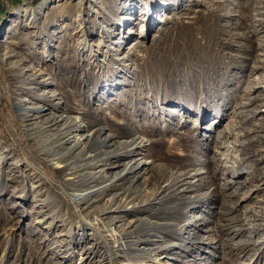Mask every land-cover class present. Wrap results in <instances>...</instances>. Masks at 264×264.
Listing matches in <instances>:
<instances>
[{
  "label": "rangeland",
  "instance_id": "374dc122",
  "mask_svg": "<svg viewBox=\"0 0 264 264\" xmlns=\"http://www.w3.org/2000/svg\"><path fill=\"white\" fill-rule=\"evenodd\" d=\"M34 1L0 6V264H264V0Z\"/></svg>",
  "mask_w": 264,
  "mask_h": 264
},
{
  "label": "bare ground",
  "instance_id": "6f19581e",
  "mask_svg": "<svg viewBox=\"0 0 264 264\" xmlns=\"http://www.w3.org/2000/svg\"><path fill=\"white\" fill-rule=\"evenodd\" d=\"M24 1V0H23ZM25 1H27V0H25ZM55 0H42V2L35 8V10L40 14L41 12H43L50 4H52L53 2H54ZM131 2V1H130ZM15 3V2H14ZM17 3V2H16ZM19 3V2H18ZM25 4V3H24ZM27 4V3H26ZM152 10V7H150V5H148L147 6V8H146V13L147 14H149V12ZM134 32L132 31V30H129V32H128V34L130 35V34H133ZM139 43H135V46L136 45H138ZM131 48V47H130ZM132 54V53H131ZM146 56V55H145ZM149 56V55H148ZM142 58V57H141ZM127 59V58H126ZM79 61L81 62V63H86L87 61H86V59L85 58H83V57H79L78 58V61L76 62V64H75V67H79ZM144 61V60H143ZM150 62V61H149ZM174 62V61H173ZM143 63H145V62H143ZM153 64V63H152ZM125 67V66H124ZM146 68V67H145ZM123 69V68H122ZM156 69V68H155ZM135 70V69H134ZM157 70V69H156ZM166 70V69H165ZM176 70V69H175ZM136 71H138V70H136ZM159 71V70H158ZM172 71H173V69H172ZM148 72V71H147ZM34 73V72H33ZM32 73V74H33ZM153 73V72H152ZM173 74V73H172ZM41 75L42 74H38V75H35L34 76V78H33V80H34V84H36V85H38V86H41L42 85V82L43 81H41ZM85 75V74H84ZM159 75V74H158ZM147 76H148V73H147ZM134 77V76H133ZM151 77V76H150ZM135 78V77H134ZM160 78V77H159ZM171 78H173V77H171ZM164 79H165V77H164ZM174 79V78H173ZM68 80H72V78H69ZM158 80V79H157ZM166 80H167V78H166ZM54 81V80H53ZM62 81V80H61ZM108 81V80H107ZM132 81V80H131ZM150 81V80H149ZM156 81V80H155ZM164 81V80H163ZM56 82V81H55ZM128 82V81H127ZM169 82V81H168ZM62 83H64V82H62ZM65 84V83H64ZM146 84V83H145ZM63 85V84H62ZM127 85V84H126ZM37 86V87H38ZM116 86V85H115ZM153 86V85H152ZM124 87V86H123ZM129 87V86H128ZM150 87V86H149ZM148 87V88H149ZM150 89V88H149ZM51 94V93H50ZM129 94V93H128ZM127 94V95H128ZM138 97H139V95H138ZM41 98V97H40ZM141 98V97H140ZM53 99H54V94L53 95H50V97L49 98H47V97H45V98H42V102L43 103H47V104H51V102L53 101ZM137 100V99H136ZM242 101V100H241ZM71 103V102H70ZM55 104H57V103H55ZM54 104V105H55ZM247 104V103H246ZM51 108H55V106H53L52 104L50 105V108H47V109H45V108H43V107H41V106H37V107H33L32 109L30 108L29 110H27V112H25L26 114H28V113H30V112H32V113H30L31 115V117H32V119L31 120H26V122L28 121L29 122V126H33L32 125V123H30V122H32V121H36L37 119H39V117L40 116H44L45 115V112L46 111H48L47 113L48 114H51ZM21 110V109H20ZM20 110H19V115L21 116L22 115V113L20 112ZM23 112V111H22ZM24 113V114H25ZM34 114V115H33ZM36 115H39L38 117L36 116ZM55 115V114H54ZM24 117H26V116H24ZM46 117V116H45ZM30 119V118H29ZM61 119V118H60ZM48 120V119H47ZM65 122V121H64ZM36 125V124H35ZM47 127H53L54 125H55V122L53 121V119H51V121H47L46 122V124H45ZM42 126V125H41ZM78 126V125H77ZM42 128V127H41ZM71 128V127H70ZM73 129V128H72ZM76 129V128H75ZM30 130V129H29ZM72 131V130H71ZM76 132V131H75ZM78 132V131H77ZM73 132H70V130H67V127L65 126V124L63 125V128L61 129V135H62V138H61V141H62V143L64 144V143H68V142H72V145L70 146V148H69V150L72 152H76V151H78L77 152V154L80 156V157H86L87 159L88 158H91V156H89L88 155V153H90V149H92V148H90V146H89V144H90V141L92 140L91 138H90V136H80V137H76V136H72V138H74V140H72L71 141V134H72ZM139 140H141L142 141V139H139ZM134 142V141H133ZM140 142V141H139ZM143 142V141H142ZM141 143V142H140ZM139 143V144H140ZM105 145V144H104ZM141 145V144H140ZM135 147V146H134ZM136 147H137V145H136ZM97 148V147H96ZM100 149V148H99ZM133 149V148H132ZM139 149V148H138ZM137 150V149H136ZM70 151H68V153L70 152ZM122 151H124V150H122ZM140 152V151H139ZM93 153V152H92ZM95 153V152H94ZM116 153V152H115ZM70 154V153H69ZM132 154V153H131ZM133 154H135V153H133ZM137 154V153H136ZM63 157V156H62ZM70 157V156H69ZM109 157V156H108ZM72 158V157H71ZM85 158V159H86ZM47 160H49V163H51L50 161H54V159H49V158H46ZM102 159V158H101ZM105 159V158H104ZM83 161V160H82ZM92 161V160H91ZM58 163H62V161H60V160H58L57 161ZM87 162V161H86ZM145 162V161H144ZM149 162V161H148ZM64 163V162H63ZM73 163H74V161H73ZM76 163V162H75ZM133 164V163H132ZM131 164V165H132ZM77 165V164H76ZM125 165V164H124ZM127 165V164H126ZM129 166V168L128 169H126V170H124L123 171V173H119V172H115L114 173V183L111 185V183H110V185H106V186H102V187H100V188H98V189H96V190H88L89 188H93V187H89L90 185V183H92L91 181H90V183L87 185V187H83V188H81L80 190H77L76 192H74V193H72V194H70V200H72V202H74V203H76V204H80V202L81 203H85L89 198H91V197H96V195L99 193H102V192H107L108 190H110V189H113V188H115L118 184H116L115 182H118V181H120V180H122L123 178H125L126 177V175L127 174H129V175H132L133 173H136V172H139V170L140 169H142L145 165H146V162L145 163H140L139 162V164L138 165H136V163H135V165H136V167L135 166ZM91 166V165H90ZM63 167H64V165H63ZM72 168V167H71ZM74 168V167H73ZM80 168V167H79ZM82 168V167H81ZM84 168V167H83ZM86 168V167H85ZM77 169V168H76ZM125 169V168H124ZM149 169V168H148ZM83 170V169H82ZM143 170H145V169H143ZM140 172H142V171H140ZM92 173V172H91ZM72 175H74L73 173H72ZM86 175V174H85ZM87 176H89V175H87ZM75 178H81L80 180H83L84 181V183L85 182H89V179L91 178H87V177H83V175H79V173L77 172L76 173V176H75ZM99 178V176H96V177H93V178H91V180H94V181H97L96 179H98ZM88 180V181H87ZM99 180V179H98ZM77 181V180H76ZM73 183H76V182H73ZM72 183V184H73ZM80 183H81V181H80ZM95 184V183H94ZM97 184V183H96ZM75 184H73V186H74ZM86 185V184H85ZM98 185V184H97ZM103 185V184H102ZM78 186V185H77ZM84 186V185H83ZM93 186V185H92ZM80 187V186H79ZM98 187V186H97ZM109 187V188H108ZM76 190V189H75ZM131 193V192H130ZM122 194V193H121ZM132 194V193H131ZM98 196V195H97ZM119 196V195H118ZM131 196V195H130ZM129 196V197H130ZM124 197V196H123ZM134 199V198H133ZM136 199V198H135ZM127 200V199H126ZM127 201H129V200H127ZM111 209V208H110ZM120 209V208H119ZM121 209H124V208H121ZM110 211V210H109ZM118 211V210H117ZM106 212H108V211H106ZM111 212V211H110ZM39 213V212H38ZM41 213V212H40Z\"/></svg>",
  "mask_w": 264,
  "mask_h": 264
},
{
  "label": "built area",
  "instance_id": "2783aa9c",
  "mask_svg": "<svg viewBox=\"0 0 264 264\" xmlns=\"http://www.w3.org/2000/svg\"><path fill=\"white\" fill-rule=\"evenodd\" d=\"M23 0H0V6L7 5L10 6L13 2H21Z\"/></svg>",
  "mask_w": 264,
  "mask_h": 264
},
{
  "label": "trees",
  "instance_id": "16d2710c",
  "mask_svg": "<svg viewBox=\"0 0 264 264\" xmlns=\"http://www.w3.org/2000/svg\"><path fill=\"white\" fill-rule=\"evenodd\" d=\"M37 1H39V0H35L34 3H36Z\"/></svg>",
  "mask_w": 264,
  "mask_h": 264
}]
</instances>
